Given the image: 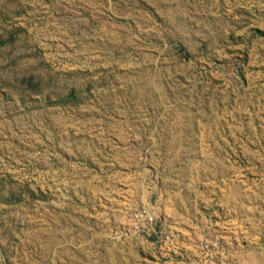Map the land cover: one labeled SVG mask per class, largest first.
<instances>
[{
  "label": "rangeland",
  "instance_id": "374dc122",
  "mask_svg": "<svg viewBox=\"0 0 264 264\" xmlns=\"http://www.w3.org/2000/svg\"><path fill=\"white\" fill-rule=\"evenodd\" d=\"M0 264H264V0H0Z\"/></svg>",
  "mask_w": 264,
  "mask_h": 264
}]
</instances>
